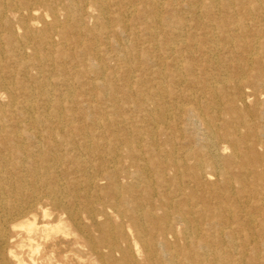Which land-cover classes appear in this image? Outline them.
I'll use <instances>...</instances> for the list:
<instances>
[{
    "label": "bare ground",
    "instance_id": "1",
    "mask_svg": "<svg viewBox=\"0 0 264 264\" xmlns=\"http://www.w3.org/2000/svg\"><path fill=\"white\" fill-rule=\"evenodd\" d=\"M0 264H264V0H0Z\"/></svg>",
    "mask_w": 264,
    "mask_h": 264
},
{
    "label": "rangeland",
    "instance_id": "2",
    "mask_svg": "<svg viewBox=\"0 0 264 264\" xmlns=\"http://www.w3.org/2000/svg\"><path fill=\"white\" fill-rule=\"evenodd\" d=\"M32 71L35 72V70H32ZM196 126H198V125H196ZM195 130L198 131L199 128H198V127H195ZM199 131H200V130H199ZM229 152H230V150L228 149V152H225L224 154H228ZM66 164H67V163H66ZM212 179L215 180V179H216V176H213ZM108 209H109V211H110L111 214H112V215H111V218L113 219V222L117 224L118 221L120 220V218L116 217V216L112 213V209H110V208H108ZM101 219H102V218H101Z\"/></svg>",
    "mask_w": 264,
    "mask_h": 264
}]
</instances>
